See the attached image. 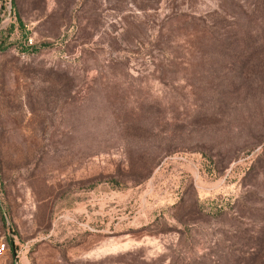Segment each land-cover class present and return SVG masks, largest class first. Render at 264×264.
Masks as SVG:
<instances>
[{
  "label": "rangeland",
  "instance_id": "1",
  "mask_svg": "<svg viewBox=\"0 0 264 264\" xmlns=\"http://www.w3.org/2000/svg\"><path fill=\"white\" fill-rule=\"evenodd\" d=\"M0 264H264V0H0Z\"/></svg>",
  "mask_w": 264,
  "mask_h": 264
},
{
  "label": "built area",
  "instance_id": "2",
  "mask_svg": "<svg viewBox=\"0 0 264 264\" xmlns=\"http://www.w3.org/2000/svg\"><path fill=\"white\" fill-rule=\"evenodd\" d=\"M3 246H4V242L0 241V252H1L2 249H3Z\"/></svg>",
  "mask_w": 264,
  "mask_h": 264
},
{
  "label": "trees",
  "instance_id": "3",
  "mask_svg": "<svg viewBox=\"0 0 264 264\" xmlns=\"http://www.w3.org/2000/svg\"><path fill=\"white\" fill-rule=\"evenodd\" d=\"M0 48H1V46H0Z\"/></svg>",
  "mask_w": 264,
  "mask_h": 264
}]
</instances>
